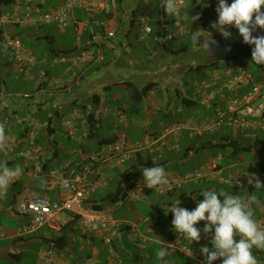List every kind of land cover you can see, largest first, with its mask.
Masks as SVG:
<instances>
[{
  "label": "crops",
  "instance_id": "crops-1",
  "mask_svg": "<svg viewBox=\"0 0 264 264\" xmlns=\"http://www.w3.org/2000/svg\"><path fill=\"white\" fill-rule=\"evenodd\" d=\"M64 1L46 8L47 0H13L10 15L22 22L6 26L4 32L17 38L32 55L33 66L26 77L16 73L0 34V126L5 137L0 142V162L19 169V175L0 194V234L3 235L0 247L13 258L22 260L25 250L20 246L46 243L47 249L37 248L36 257L45 253L62 264H204L199 250L202 246L211 247L210 236L202 232L200 241L191 244L175 232L169 209L178 203L180 207L194 209L206 190L244 198L253 218L264 227V167L261 166L264 160L260 158L252 165L234 158L239 153L257 154L243 152L239 146L245 143L261 141L264 147V118L248 119L243 131L223 127L201 138L192 137L186 130L165 139L160 137L175 122L192 128L204 126L217 108H226L222 97L227 99L249 90V86L235 91L226 87L233 74L248 72L241 66L230 62L211 71L199 69L205 61L201 41L206 36H201L198 42L189 38L188 45L184 42L179 46L168 45L191 32L209 31L215 21L205 0L200 6L186 0L181 15L184 34L165 41L156 37L155 30L165 29L168 35L175 27L172 15L164 11L162 0H116L115 9L108 0H96V6L104 2L103 9L88 12L74 8L64 24L31 26L25 23L26 7H31L35 16L50 13ZM142 13L148 14L152 26L149 36L141 34ZM192 17L198 19L191 24ZM50 28L63 31L71 28L77 37L75 45L54 47L55 38L47 31ZM109 31H115L113 38L106 37ZM45 44L49 46L43 52ZM98 50L102 51V61H98ZM85 51L92 52L93 57L81 59L79 55ZM257 66L264 68V65ZM257 77L261 78L262 74L259 72ZM257 77H252V81L256 82ZM56 82L61 83V88L56 89ZM142 91L140 97L134 96L135 92ZM58 107L62 108L61 114L57 113ZM86 107H91V119L85 124L87 137L81 116L73 117ZM117 110L125 118L117 116ZM63 118L72 120L74 137H67L68 127L62 125ZM31 132L35 133V146L29 139ZM128 133L138 142H130ZM226 139L237 141L236 147L228 146ZM85 140L95 141L97 147L88 146ZM110 140L113 142L106 143ZM121 140L142 148L129 160L109 155L107 146ZM196 140L198 143L194 144ZM60 142L64 148L58 147ZM204 144L209 146L202 148ZM203 150L209 153L201 163L197 157ZM93 154L99 160L93 163L92 178H99L103 184L88 196L86 204L99 209L112 208V218L119 225L111 238L114 254L109 253L102 234L82 236L77 220L72 221L74 217L68 214L56 218L59 232L44 226L15 241L17 229L26 223L12 210L19 199L40 194L51 200L58 199L61 180L90 163ZM224 161H227L226 167ZM212 162L217 167H211ZM245 165L248 167H238ZM152 166L163 167L168 178H180L194 171H200L203 177L197 182H184L180 188L161 196L143 183V169ZM52 171L56 174L51 175ZM257 181L262 187L255 185ZM113 185L118 186L114 193L109 191ZM98 190L105 195L97 194ZM153 194L166 199L153 204ZM145 208L152 212L148 214ZM118 209L130 215L115 218ZM3 220L10 223L6 230ZM197 227L202 230L203 222ZM60 237L58 243H53ZM17 242L21 245L17 246ZM172 244L191 248L192 255L177 249L168 251L164 259L158 258L160 248ZM17 247L19 250H15ZM253 253L258 264H264V249L254 248Z\"/></svg>",
  "mask_w": 264,
  "mask_h": 264
},
{
  "label": "built area",
  "instance_id": "built-area-1",
  "mask_svg": "<svg viewBox=\"0 0 264 264\" xmlns=\"http://www.w3.org/2000/svg\"><path fill=\"white\" fill-rule=\"evenodd\" d=\"M96 0H65L56 9L47 14H39L33 16L31 7H26L24 21L28 25L36 26L39 24H64L68 22L69 15L74 8H83L88 12H94L95 8L103 9L104 2L97 3ZM108 3L115 9L116 0H108ZM180 11L178 15H172L175 31L165 36V39H173L177 35L184 34V26L182 24V10L186 5V0H178ZM205 6L213 21L217 20L216 7L217 0H205ZM22 21L14 19L13 16L0 15V34L4 48L7 50L9 57L14 65V69L18 75L26 77L29 75L30 69L33 66L32 55L27 52L21 42L12 36L5 34L4 28L11 24H20ZM105 26V25H104ZM139 26L143 36H149L152 33V26L147 13H142L139 17ZM115 36V31L106 33L108 39ZM92 52H83L79 57L89 60L93 57ZM98 61L103 60L101 50L97 52ZM44 73H41V78ZM206 84V82H205ZM61 83L56 82V89L61 88ZM249 86V90L242 94H233L229 98L223 100L226 103V108H217L213 117L200 128L189 127L186 123L175 122L167 126L161 133V138L165 139L170 136H175L183 130L189 131L192 137H201L204 134L214 133L223 127L231 130L243 131L247 128V120L253 118H264V75L259 82H253L251 75L246 71H238L229 79L226 87L230 91H235L242 87ZM61 107H58L57 113L61 114ZM115 114L121 118L125 115L121 111H116ZM81 116L84 125V136L87 137L88 132L85 124L91 116V107H86L83 112L74 113L73 117ZM51 118V116H50ZM62 125L68 127L67 137H74L73 123L71 119L63 118ZM47 126V124H45ZM31 144L35 146V133H29ZM142 145H130L124 140L118 143L107 146L109 155H117L122 160H129L133 153L140 150ZM103 152V150H102ZM90 163L85 164L83 168L75 171L70 177L63 178L59 185V196L56 200L49 199L46 195L40 194L33 197H24L12 208L15 216L23 219L26 223L20 226L16 231V238H24L33 231L48 227L51 231H60L56 218L60 214H68L76 218L81 234L84 237H91L96 234H102V241L108 246L109 253L114 254L112 248V236L119 230V225L112 218V208L94 209L86 204L88 196L96 191L103 184L99 178H92V166L94 162L99 160L98 156L91 155ZM211 167H217L216 162H212ZM55 175L56 172H50ZM203 177L200 171L187 173L180 178H168L171 188L161 186L160 190L154 189L158 195H166L176 188H180L184 182H197ZM47 189V186L45 187ZM3 235L0 234V239ZM168 251L180 250L190 255L189 249L172 244L166 246ZM39 262L43 264H62L60 261L41 253L38 257Z\"/></svg>",
  "mask_w": 264,
  "mask_h": 264
},
{
  "label": "clouds",
  "instance_id": "clouds-1",
  "mask_svg": "<svg viewBox=\"0 0 264 264\" xmlns=\"http://www.w3.org/2000/svg\"><path fill=\"white\" fill-rule=\"evenodd\" d=\"M164 11L178 15V0H162ZM264 0H217L215 9L217 20L212 28L225 39L231 37L230 28L238 30L243 43L252 48V62L264 65V35H253L264 30ZM198 17L191 18V24ZM197 42L201 36L210 37V32H191ZM209 40H205L208 47ZM3 128L0 126V142L4 141ZM19 175L18 168H10L6 162H0V194L9 183ZM143 183L148 189L160 190L161 186L171 188L165 169L161 166L145 167L142 171ZM262 187L259 181L255 184ZM264 188V187H262ZM194 209L180 207L179 203L170 207L174 230L185 240L199 242L202 232L210 236L211 247L202 246L200 254L204 264H258L253 249H264V227L253 218L244 198L236 195L206 190L201 193ZM203 222V229L197 225ZM238 237V239H237ZM192 255L191 248L189 249ZM168 249L161 247L158 258L164 259ZM190 255V256H191Z\"/></svg>",
  "mask_w": 264,
  "mask_h": 264
},
{
  "label": "rangeland",
  "instance_id": "rangeland-1",
  "mask_svg": "<svg viewBox=\"0 0 264 264\" xmlns=\"http://www.w3.org/2000/svg\"><path fill=\"white\" fill-rule=\"evenodd\" d=\"M47 1H48L47 2V5L45 7L46 8H49L48 6L58 4L61 0H47ZM229 2H230V0H229ZM13 6H14L13 0H3L2 5L0 6V13H1V15L11 16L10 14H11V12L13 10ZM209 30L210 31H215L211 26L209 27ZM47 31H49V33H51L54 36V38H55V45H54V47H56L58 49L66 48V47H69V46H74L75 43H76L77 37H76V34L71 30V28H69V29H67L65 31L59 30V29H51L50 28ZM188 39L189 40H192V35L180 37V38L174 40V42H172V43L171 42H168V45L169 46H171V45H173V46L178 45L179 46V45H181L182 42H184L186 45H188V44L191 43V41H187ZM27 46H29V45H27ZM48 46H49L48 44L43 45V52L44 51H47ZM29 47L32 50H35L34 47H32V46H29ZM222 64L223 63H221V65H220L221 68H223V65ZM232 64H235L236 66H241L242 68L247 69L248 72H254V70L257 69L260 72V74L264 75V68L261 71L260 67H258L256 63L252 62V60L249 61V62H246L245 59L240 58V59L235 60ZM4 66L5 67H8V64L7 63H4ZM188 79L189 78L187 77L186 80H188ZM158 116H156V117H158ZM131 130L132 129L129 127V133H132ZM129 133H128V140L130 142H138V141H136V139H134V137H130L129 136ZM85 142H86V144L88 146L89 145L90 146H94V148L97 147V143L95 141L85 140ZM61 145H62V143L60 142L58 147L59 148H64ZM208 153H209V151H204V150L201 151L199 153V156L197 157V160L200 159L199 162H201V163L204 162L205 159H206V156L208 155ZM234 158H237L239 160H242L246 164L249 163V164H252L253 165L260 158L264 160V152L257 153V154H250V155L243 154V153H239V154L235 155ZM233 160H235V159H233ZM223 166L224 167L227 166V161H224L223 162ZM261 166L264 167V162H263V164L261 163ZM238 167H248V166L245 165V166H238ZM117 187L118 186H114L113 185L112 189H110L109 191H111V192L114 193V192H116ZM127 188H128V186L125 187V190ZM97 194L105 195V192H101V191L98 190ZM165 199H166L165 197L156 196L154 194L151 196V202L153 204L154 203H160L162 201H165ZM145 209H146L145 211L148 214H150L152 212L148 208H145ZM114 214H115V218H119V219L122 218V216L124 214L130 215L128 212H125V210H122V209H118ZM143 215H145V212H144ZM1 223H2L3 228L5 230L10 227V223H7L5 220H3ZM38 236H41V233H39ZM17 243H18V244H16L17 246L21 245V244H19L20 242H17ZM41 246H39L38 244H28V245H25V246H20L21 249H24L25 250V254H24V257H23L22 260H18V259L13 258L11 255H9L8 253L5 252L6 249H3L2 247H0V264H41V263L38 262V258L36 257V256H38V255H36V250H37V248L38 249L39 248H45V249H47V244L46 243H42ZM15 250H19L18 247Z\"/></svg>",
  "mask_w": 264,
  "mask_h": 264
},
{
  "label": "water",
  "instance_id": "water-1",
  "mask_svg": "<svg viewBox=\"0 0 264 264\" xmlns=\"http://www.w3.org/2000/svg\"><path fill=\"white\" fill-rule=\"evenodd\" d=\"M264 12V8L261 9ZM231 37L225 39L220 34L207 37L209 40L208 47H205V56L207 64L211 63H230L236 56L244 55L252 58V48L243 43L242 37L238 30L230 28ZM253 35H264V30H257Z\"/></svg>",
  "mask_w": 264,
  "mask_h": 264
},
{
  "label": "trees",
  "instance_id": "trees-1",
  "mask_svg": "<svg viewBox=\"0 0 264 264\" xmlns=\"http://www.w3.org/2000/svg\"><path fill=\"white\" fill-rule=\"evenodd\" d=\"M204 0H190V4L191 5H196L197 3H198V6H200L201 4H202V2H203ZM1 15V14H0ZM184 16V15H183ZM181 18L183 19V17L181 16ZM206 32H210L211 33V36L212 35H216V34H219L218 32H216V31H206ZM155 35H156V37H160L162 40H164L165 41V36L167 35V31L164 29L163 31L161 30V31H157V30H155ZM13 37V36H12ZM202 42V46H204V50H205V47H206V44H204L205 43V40H202L201 41ZM166 45V43H163V46H165ZM181 50H179V51H175V53L176 52H180ZM240 58H243V59H245V61L246 62H249V61H251L252 60V58L251 57H248V56H244V55H239V56H236L235 57V59L232 61V63L235 61V60H237V59H240ZM229 63H223L222 65L223 66H227ZM220 65H221V63H217V62H215V63H211V64H207V59H206V56H205V61H204V63L202 64V65H200L199 66V69H201L202 71H211V70H213V69H216V68H218V67H220ZM260 69L262 70L263 69V67L262 66H260ZM249 73H251L252 74V77H257V74H259V71L256 69V70H254V72H249ZM205 77V76H204ZM258 79H256V82H259V81H261V79H262V77L261 78H259V77H257ZM255 82V81H254ZM144 91H142V92H135L134 94V96H139L140 97V95H142V93H143ZM90 119H91V116H90ZM90 119H89V121H90ZM202 137V136H201ZM201 137H199V138H201ZM226 140H228V146H231V147H236V143H238L237 141H233V140H229V139H226ZM113 142V140H110V141H106V143H112ZM196 143H198V140H196V142L194 143V144H196ZM193 144V145H194ZM209 144H210V142H209ZM209 144H204V145H202V148H206V147H208L209 146ZM260 144H262V146H260ZM240 147V149L243 151V152H251V151H255V152H257V153H260V152H264V147H263V142H261V141H256V142H254V143H252V142H249V143H245V145L244 146H239ZM94 209H99V208H97V207H94V206H92ZM74 220H76V218H74L72 221H74ZM61 239V237L60 238H58V239H56V241L55 242H53V243H58L59 241L58 240H60ZM20 240H22L21 238H18V239H16L15 241H20Z\"/></svg>",
  "mask_w": 264,
  "mask_h": 264
}]
</instances>
